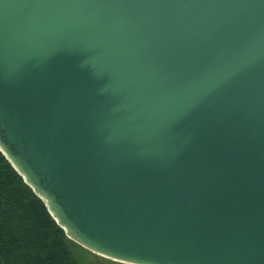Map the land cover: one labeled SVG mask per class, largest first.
Masks as SVG:
<instances>
[{
    "label": "water",
    "instance_id": "water-1",
    "mask_svg": "<svg viewBox=\"0 0 264 264\" xmlns=\"http://www.w3.org/2000/svg\"><path fill=\"white\" fill-rule=\"evenodd\" d=\"M0 151L95 254L264 264V0H0Z\"/></svg>",
    "mask_w": 264,
    "mask_h": 264
},
{
    "label": "trees",
    "instance_id": "trees-1",
    "mask_svg": "<svg viewBox=\"0 0 264 264\" xmlns=\"http://www.w3.org/2000/svg\"><path fill=\"white\" fill-rule=\"evenodd\" d=\"M76 248L0 151V264H80Z\"/></svg>",
    "mask_w": 264,
    "mask_h": 264
},
{
    "label": "rangeland",
    "instance_id": "rangeland-1",
    "mask_svg": "<svg viewBox=\"0 0 264 264\" xmlns=\"http://www.w3.org/2000/svg\"><path fill=\"white\" fill-rule=\"evenodd\" d=\"M72 256L80 264H126L95 254L81 246L73 251Z\"/></svg>",
    "mask_w": 264,
    "mask_h": 264
}]
</instances>
